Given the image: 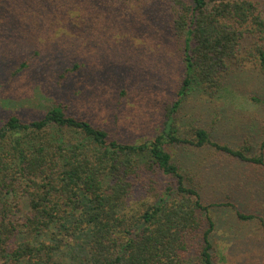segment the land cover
I'll return each mask as SVG.
<instances>
[{"label":"trees","instance_id":"trees-1","mask_svg":"<svg viewBox=\"0 0 264 264\" xmlns=\"http://www.w3.org/2000/svg\"><path fill=\"white\" fill-rule=\"evenodd\" d=\"M149 1L148 12L156 9L154 0ZM163 2L168 40L183 46L184 74L165 127L152 138L127 142L114 130L72 112L67 99L73 102L93 87L83 80L86 65L81 61H50L53 43L37 52L36 63V53L18 57L13 75L25 69L39 80L45 73L57 75L60 80L48 90L54 85L65 96L42 117L24 120L14 113L0 127V264H218L213 241L218 217L211 207L226 204L213 201L217 192L207 193L205 173L214 170L222 172L215 171L220 183L237 197L238 204L231 203L235 217L254 221L260 231L252 248L249 245V264H264V207L259 206H264V147L258 155H249V145L235 148L215 140L214 129L204 125L182 137L175 115L194 84L215 98L232 78L249 83L250 90V80L264 82V0ZM117 3L128 10L131 0H100L97 14L109 15L108 8ZM71 5L82 8L83 2L0 0V13L21 16L19 41L30 45L31 26L39 25L34 19L42 18L48 30H65ZM154 13L155 22L158 14L164 15ZM98 62L101 70L95 68L91 75L106 80L110 63L104 50ZM248 65L255 66L259 76L248 72L239 79L236 75ZM100 86L99 81V95ZM35 87L42 89L37 82ZM124 89L116 91L119 97ZM247 125L248 132L255 128L257 134L252 121L239 129ZM166 145L180 151L172 153ZM206 151L213 155L199 157ZM223 174L230 175L229 184ZM211 187L223 188L216 182ZM256 198L260 200L251 207Z\"/></svg>","mask_w":264,"mask_h":264},{"label":"rangeland","instance_id":"rangeland-1","mask_svg":"<svg viewBox=\"0 0 264 264\" xmlns=\"http://www.w3.org/2000/svg\"><path fill=\"white\" fill-rule=\"evenodd\" d=\"M71 1H82L83 7H68L65 26L61 25L65 30H48L42 18H33L39 25L33 23L31 26L29 36L34 43L30 45H26L24 39L23 43L19 41L23 35L19 25L21 16L0 13V127L6 117L14 113L24 120L42 117L55 101L65 96L62 94L63 89L54 90V85L48 90L49 84L60 80L57 75L49 76L45 73L39 80L38 74L34 75L30 69H25L27 75L22 70L13 75L18 57L36 53L33 58V63H36L39 60L37 52H44V46L53 43L55 55L50 61H81L86 65V69L83 67L82 70L83 80L90 82L93 87L73 102L67 99L71 102L72 112L93 125L114 130L117 137H123L127 142L154 137L156 132L163 131L165 127L168 108L177 97L184 74L181 66L183 46H175L168 40V11L163 0H154L156 9L149 12V0H131L128 10L121 9L117 3L115 8H108L107 16L97 14L100 0ZM154 12L164 15L158 14L155 22L152 18ZM162 25L166 30H163ZM102 50L110 63L106 80H98L91 75L93 69L101 70L98 61ZM123 61L126 64L123 65ZM32 68L37 70L34 66ZM241 70L244 71L236 75L239 79L248 72L259 76L253 65ZM28 72L31 77H28ZM255 79L250 80L254 83V89L250 90L246 89L252 88L249 83L232 78L227 89H223L215 98L210 97L204 88L196 84L191 86L175 112L179 134L182 137H187V134L189 137L196 126L204 125L214 129L212 135L215 140L227 142L235 148H242L245 143L250 146L251 151L247 152L249 155H258L264 147V82ZM99 81L102 82L100 89L103 91L100 95L97 91ZM36 82L42 89L35 87ZM122 88L128 89H124L125 95L119 97L116 91ZM249 121L256 123L257 134L254 133L255 128L248 132L250 125L239 129L240 125ZM166 146L172 153L180 151L176 146ZM205 154L208 157L213 155L209 151L198 155L204 158ZM210 160L213 159H208V162ZM217 164H212L210 168H216ZM223 169L220 168L221 171ZM215 171L218 175L222 174L217 170L205 173L204 182L209 195L217 192V199L213 201L226 204L211 207L212 215L218 217L213 235L218 264H249L252 259L249 257L250 246L252 248V241L260 236V231L254 221L247 223L235 217L231 203L238 204L237 197H234L230 186L225 187L220 183ZM223 175L225 184H229L230 175ZM212 182L223 188L213 191ZM259 200L256 198L249 205L253 207ZM260 246L257 243V251H260ZM258 255L263 253L258 252Z\"/></svg>","mask_w":264,"mask_h":264}]
</instances>
